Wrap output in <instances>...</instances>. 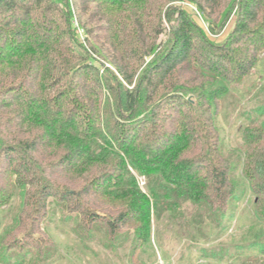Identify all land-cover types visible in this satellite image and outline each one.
<instances>
[{"label":"trees","instance_id":"1","mask_svg":"<svg viewBox=\"0 0 264 264\" xmlns=\"http://www.w3.org/2000/svg\"><path fill=\"white\" fill-rule=\"evenodd\" d=\"M234 14L227 40H211ZM263 51L264 0H0V205L20 191L26 241L55 203L86 237L101 223L107 248L132 236L136 251L163 212L179 230L226 231L250 192L256 242L238 248L264 255V99L232 97L249 121L240 147L219 128ZM187 202L205 207L197 220L176 217Z\"/></svg>","mask_w":264,"mask_h":264},{"label":"rangeland","instance_id":"2","mask_svg":"<svg viewBox=\"0 0 264 264\" xmlns=\"http://www.w3.org/2000/svg\"><path fill=\"white\" fill-rule=\"evenodd\" d=\"M54 1L61 3L63 0ZM182 7L190 13L200 28L206 31L205 24L194 8L187 4H183ZM85 18L83 17V20ZM235 21L236 14L220 35L210 36V39L223 44L231 34ZM74 26L77 36L82 41L84 32L78 27L76 19ZM258 60L251 74L233 86L231 97L227 99V103L225 102L227 114L219 116V128L229 147L241 146L238 128L249 122L247 117L242 119L236 117L235 111H232L233 98L241 99L240 106L246 109L256 106L257 102L264 99V51L258 54ZM258 89L263 91L258 93ZM250 117L255 118V115L251 114ZM258 119L260 121L262 117ZM137 181L144 192V178L137 176ZM253 200L252 193L247 192L239 201L229 205L234 218L230 221L228 229L223 232L213 225L205 224L183 227L179 230L180 221L171 222L163 212V217L159 221L151 219L150 239L135 251L132 236L122 244H111L113 249L107 248L106 230L101 223L88 226L89 232L93 235L92 238L86 237L76 227L82 222L80 217L62 211L55 203L47 206V215L41 221L38 233H29L31 240L26 241L27 235L18 229L19 220H23L26 210L22 204L20 191L15 188L12 197L0 205V241L4 242V248L7 246L6 250L9 253H5L8 261H2L0 253V264H264V255L259 251L244 250L240 255L238 248L256 242L254 231L251 229ZM204 211L203 205L187 202L177 210L176 217L184 215L186 219L194 221ZM69 215L73 217L71 221H66ZM261 228L264 230V227ZM201 248L209 250L217 257L200 258L198 252Z\"/></svg>","mask_w":264,"mask_h":264}]
</instances>
